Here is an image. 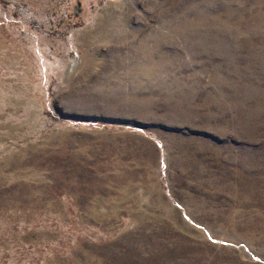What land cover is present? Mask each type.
Instances as JSON below:
<instances>
[{"label":"rangeland","instance_id":"obj_1","mask_svg":"<svg viewBox=\"0 0 264 264\" xmlns=\"http://www.w3.org/2000/svg\"><path fill=\"white\" fill-rule=\"evenodd\" d=\"M0 264H264V0H0Z\"/></svg>","mask_w":264,"mask_h":264},{"label":"bare ground","instance_id":"obj_2","mask_svg":"<svg viewBox=\"0 0 264 264\" xmlns=\"http://www.w3.org/2000/svg\"><path fill=\"white\" fill-rule=\"evenodd\" d=\"M51 63V62H50Z\"/></svg>","mask_w":264,"mask_h":264}]
</instances>
